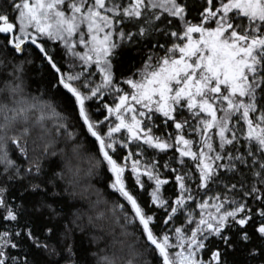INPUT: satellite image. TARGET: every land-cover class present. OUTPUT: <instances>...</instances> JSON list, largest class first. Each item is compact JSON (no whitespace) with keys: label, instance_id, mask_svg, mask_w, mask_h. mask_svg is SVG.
<instances>
[{"label":"snow or ice","instance_id":"1","mask_svg":"<svg viewBox=\"0 0 264 264\" xmlns=\"http://www.w3.org/2000/svg\"><path fill=\"white\" fill-rule=\"evenodd\" d=\"M77 229L264 264V0H0V264H89Z\"/></svg>","mask_w":264,"mask_h":264},{"label":"trees","instance_id":"2","mask_svg":"<svg viewBox=\"0 0 264 264\" xmlns=\"http://www.w3.org/2000/svg\"><path fill=\"white\" fill-rule=\"evenodd\" d=\"M30 81L29 87L31 90L35 91L37 88L42 89L45 83L43 69L37 67L36 69L30 72ZM93 183L97 188H102L105 181L103 178V171L101 175L93 178ZM60 197H50L49 202L52 203L54 200H59ZM53 206H56L55 204ZM79 207V205H77ZM65 212L69 211L67 207L63 209ZM72 242L76 248L77 254L79 257L88 261L89 264H95L94 259L91 256V253L97 250V242L93 240L92 231L86 230L81 232L79 229L73 235ZM99 247H104V243L100 242ZM55 259V258H54Z\"/></svg>","mask_w":264,"mask_h":264}]
</instances>
